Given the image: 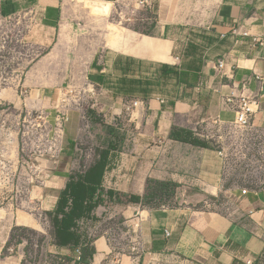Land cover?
<instances>
[{
    "label": "crops",
    "instance_id": "obj_1",
    "mask_svg": "<svg viewBox=\"0 0 264 264\" xmlns=\"http://www.w3.org/2000/svg\"><path fill=\"white\" fill-rule=\"evenodd\" d=\"M23 11L35 20L28 41L42 47L53 42L68 17L62 0H0L2 15ZM156 13V35L112 29L105 45L119 54L89 75L103 76L102 85L110 75L111 92L117 95L130 80L142 86V60L161 63L155 78L173 84V94L156 92L145 101L138 94L131 147L113 155L117 164L104 177L126 195H143L148 178L173 181L177 187L166 207L139 205L132 215L124 208L127 248L120 249L101 232L88 241L93 252L87 264H264V172L257 185L247 183L232 167L227 170L219 154L222 146H195L169 137L173 126L196 132L214 119L232 122L234 113L222 100L230 90L259 100L254 123L264 126V0H157ZM92 16L105 20L109 14ZM164 64L174 67L175 76H160ZM17 223L39 226L24 214ZM7 238L0 236V264H20L21 254L3 253ZM55 251L66 264H75L73 248L55 245Z\"/></svg>",
    "mask_w": 264,
    "mask_h": 264
},
{
    "label": "rangeland",
    "instance_id": "obj_2",
    "mask_svg": "<svg viewBox=\"0 0 264 264\" xmlns=\"http://www.w3.org/2000/svg\"><path fill=\"white\" fill-rule=\"evenodd\" d=\"M62 6L68 17L57 37L44 47L27 39L35 21L27 12L0 13V236L8 235L3 253L21 254L20 264H66L67 259L55 251L50 211L69 175L86 170L109 145L114 148L111 166L117 164L119 158L113 155L131 147L137 132L133 112L138 105L128 109L129 102L145 101L156 92L170 97L174 89L173 84L156 80L161 63L147 59L141 63L142 86L125 82L117 95L111 92L110 75L104 85L87 76L98 72L94 62L109 66L118 53L105 45L112 29L156 35L157 0H62ZM176 53L174 48V58ZM104 126H112L116 133ZM229 130L237 132L231 122L222 121L206 123L194 134L212 147L226 143L232 168L242 179L250 178L256 160H249V153L240 157L234 139L218 138ZM109 178L103 179L99 205L77 221L78 246L105 231L120 249L127 248L129 234L122 211L125 208L132 215L140 204L127 203L128 196L113 189ZM20 214L39 226L18 224Z\"/></svg>",
    "mask_w": 264,
    "mask_h": 264
},
{
    "label": "trees",
    "instance_id": "obj_3",
    "mask_svg": "<svg viewBox=\"0 0 264 264\" xmlns=\"http://www.w3.org/2000/svg\"><path fill=\"white\" fill-rule=\"evenodd\" d=\"M92 66L99 69L95 62ZM128 69L129 66H126L125 71ZM175 73L174 67L168 64L160 67V76L164 78L175 76ZM88 78L91 82L104 83L101 75H89ZM129 82L133 83L132 80ZM104 127H108L112 130V133H116V129L112 128V126ZM169 137L195 146H208V143L196 137L193 131L185 128L173 126ZM112 147V145H109L108 149L103 151L98 159L83 172L69 175L65 187L59 193L56 207L51 211L56 246H66L75 249L80 244V234H78L76 229L77 221L89 215L101 202L99 196L102 191L104 175L112 167L110 162V151L114 150ZM176 187L177 184L173 181H160L148 178L145 193L143 195H127L126 202L157 207L168 202V200L171 201ZM107 193L114 194V191L108 190ZM80 247L81 258L79 261H75V264H87L88 257L91 256L93 251L90 249L89 242L82 243Z\"/></svg>",
    "mask_w": 264,
    "mask_h": 264
},
{
    "label": "built area",
    "instance_id": "obj_4",
    "mask_svg": "<svg viewBox=\"0 0 264 264\" xmlns=\"http://www.w3.org/2000/svg\"><path fill=\"white\" fill-rule=\"evenodd\" d=\"M178 57H176L177 59ZM224 61L222 59L217 61V66L219 69H223ZM223 107L227 110H231L234 113V120L231 124L234 125L237 132L233 133L229 130L225 133V136L218 135V138L221 141L226 142L227 140L234 139L236 141V146L240 148V157H246L249 153L251 159L256 160L255 172L249 176L250 178L245 177L243 181L251 183L253 185L258 184V177L260 172H264V126H259L254 123V116L260 110L259 100L256 97H246L240 93H237L235 90H230L227 94L222 96ZM139 104L138 100L129 102L127 106L128 109H132ZM221 123L218 119H214L210 124L219 125ZM207 137V136H205ZM222 146V147H221ZM219 154L225 158L227 161L226 168L227 170L231 168L229 164L230 155L226 143L220 144ZM233 155H236L233 153ZM260 170V172H259ZM258 175V176H257ZM242 193H246V189L241 190ZM161 207H166L165 204H162ZM75 259L74 261H79L81 258V247L78 246L74 249ZM245 264H253L252 261L248 260Z\"/></svg>",
    "mask_w": 264,
    "mask_h": 264
}]
</instances>
